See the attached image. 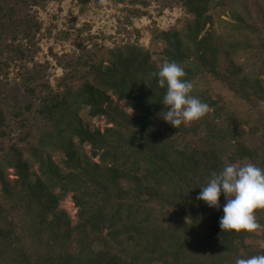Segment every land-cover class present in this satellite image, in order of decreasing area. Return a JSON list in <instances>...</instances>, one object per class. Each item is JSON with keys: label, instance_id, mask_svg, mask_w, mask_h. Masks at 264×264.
Instances as JSON below:
<instances>
[{"label": "trees", "instance_id": "1", "mask_svg": "<svg viewBox=\"0 0 264 264\" xmlns=\"http://www.w3.org/2000/svg\"><path fill=\"white\" fill-rule=\"evenodd\" d=\"M62 1L0 0V264H235L264 254V209L260 229L222 231L223 194L219 210L196 199L227 164L264 168V0L231 12L228 38L212 17L225 0H161L188 18L153 30L159 52L85 39L55 56L64 73L53 86L36 61L38 14ZM92 1L73 0L82 11ZM164 61L184 68L210 108L178 129L161 118L166 89L153 73Z\"/></svg>", "mask_w": 264, "mask_h": 264}, {"label": "rangeland", "instance_id": "2", "mask_svg": "<svg viewBox=\"0 0 264 264\" xmlns=\"http://www.w3.org/2000/svg\"><path fill=\"white\" fill-rule=\"evenodd\" d=\"M148 6L132 5L131 0H93L83 11L73 0H63L60 4L50 3L39 11L43 23V36L38 63H47L48 78L54 86L64 71L55 56L73 55L76 44L85 39H93L98 45L114 46L126 42L138 45L153 53L159 52L161 43L153 38V30L180 28L187 16L180 8L162 9L161 0H146ZM225 5L212 12L214 30L225 38L232 37L227 23L231 21V12L244 13L254 11L256 0H225ZM140 8L146 14L139 18L129 16L128 10ZM128 21L130 23H128ZM89 46H92L90 44ZM85 118L86 114L84 115ZM88 120V119H87ZM89 121V120H88ZM92 127L103 128V120H91ZM63 208L74 219L76 209L70 199L63 203Z\"/></svg>", "mask_w": 264, "mask_h": 264}, {"label": "clouds", "instance_id": "3", "mask_svg": "<svg viewBox=\"0 0 264 264\" xmlns=\"http://www.w3.org/2000/svg\"><path fill=\"white\" fill-rule=\"evenodd\" d=\"M160 88H165L161 118L175 129L204 117L209 105L192 95L194 85L185 79L184 68L174 61H164L159 71L153 73ZM166 109V111L164 110ZM197 200L210 208H221L219 219L222 231H255L261 228L255 212L264 209V168L248 163L227 164L219 173L213 172L206 186L200 188ZM235 264H264V254L238 258Z\"/></svg>", "mask_w": 264, "mask_h": 264}]
</instances>
